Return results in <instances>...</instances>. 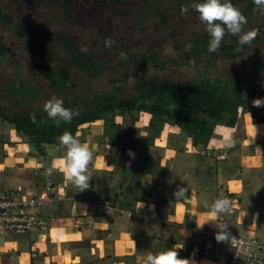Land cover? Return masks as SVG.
I'll return each mask as SVG.
<instances>
[{
  "label": "crops",
  "instance_id": "0c3cea01",
  "mask_svg": "<svg viewBox=\"0 0 264 264\" xmlns=\"http://www.w3.org/2000/svg\"><path fill=\"white\" fill-rule=\"evenodd\" d=\"M141 121L149 122L145 115ZM257 123L247 112L233 127L216 125L203 150L190 142L176 148L185 153L179 163L175 148L156 159L149 150V158L140 160L132 148L134 154L119 159L103 127L102 133L77 136L93 153L83 192L61 171L47 174L53 159L62 167L63 151L49 156V145L37 157L23 136L0 123V196L10 190L38 194L48 179L65 193L40 210L47 227L0 236V264H143L149 252L168 249L192 264H228V242H217L215 223L207 222L211 204L221 197L233 202V213L222 216L229 228L237 226L264 245V133ZM145 163L157 169L146 171ZM181 187L187 195L177 202L173 193Z\"/></svg>",
  "mask_w": 264,
  "mask_h": 264
},
{
  "label": "trees",
  "instance_id": "16d2710c",
  "mask_svg": "<svg viewBox=\"0 0 264 264\" xmlns=\"http://www.w3.org/2000/svg\"><path fill=\"white\" fill-rule=\"evenodd\" d=\"M230 2L247 18L244 31H248L247 28L254 24L255 6L252 0H230ZM189 3V0H174V6L180 9ZM244 4L245 7L242 6ZM150 9L153 11L157 6L152 4ZM158 11L162 22H166L167 17L161 10ZM13 22V15L0 12V24ZM16 26V36L35 43L42 51L43 59L35 61L34 69L39 72L48 70L47 78L55 90L65 92L70 86L76 85L73 81V73L93 79L110 70L109 63L80 50L64 32L40 29L32 23L21 21L16 23ZM263 28L264 23L255 25L252 30L260 32ZM238 40V36L226 34L219 50L209 53L207 50L209 35L205 28H202L187 41L177 43L175 49L180 53L178 58L171 56L162 60L158 54L146 55L130 51L122 66L125 69V78H129L131 72H134L137 78V94L123 96L113 91L105 92L95 97L93 102L91 100L84 108H81L75 96H62L60 98L64 101L63 106L78 110L80 115L74 117L71 124L62 122L59 127L47 117L44 108L34 107L12 112L0 101V123L12 126L40 158L47 154V146L57 145V137L65 131L75 136L82 125L100 121L103 122L104 135L109 138L110 144L116 147L119 159L129 156L126 152L128 147L137 150L136 159L139 152H144L142 158H149L150 145L154 144L155 138L164 130L165 125L178 127L177 135L186 143L190 142L193 147L204 149L214 136L215 126L218 124L233 127L238 123L240 116L247 112L251 113L255 121L263 122L264 108L253 107L252 101L257 98L263 99L261 90H264V47L259 60L246 62V66H250L249 74L243 75L240 70L235 69L227 77L211 78L204 65V62L215 64L222 58L229 61L237 60L247 47L244 45L237 52ZM189 43L192 45L191 49L185 50ZM8 52L9 48L3 41V34L0 33V59H6ZM55 59L60 65L54 67ZM168 64H183L199 69L200 73L185 83L148 77L150 65L165 68ZM113 69L117 71L118 66H114ZM25 81L19 80V86L13 87L23 96L18 102H14L17 106H21L24 99L32 103L40 97L38 90L33 87H30V92L27 93L30 96L23 94L25 86L31 84ZM14 104L12 102L11 105ZM32 113L36 114L35 123L30 119ZM118 114L122 116L123 122L116 121ZM142 114L150 117L146 125L149 132L146 135L139 134L134 129V125L141 120ZM132 136L133 141H126L127 137ZM139 165L144 167L140 161ZM146 165L147 163L145 167ZM152 168L157 169L154 165ZM152 168L147 167L146 171ZM263 261L264 258L260 263ZM239 264L247 263L239 262Z\"/></svg>",
  "mask_w": 264,
  "mask_h": 264
},
{
  "label": "rangeland",
  "instance_id": "374dc122",
  "mask_svg": "<svg viewBox=\"0 0 264 264\" xmlns=\"http://www.w3.org/2000/svg\"><path fill=\"white\" fill-rule=\"evenodd\" d=\"M189 2L186 7L190 8L192 3H198L201 0H189ZM152 4L156 5L157 9L152 11L150 9ZM158 10H161L167 17L166 22H162ZM1 11L14 16L12 24H0V33L3 34V41L9 48L6 59H0V101L6 104L12 112L34 107L44 108L45 103L52 97L60 98L73 95L81 108H84L91 100L93 102L95 97L105 92L113 91L123 96L137 94V78L134 72H131L129 78H125V69L122 66L130 51L146 55L158 54L162 60L171 56L178 58L180 53L175 49L177 43L187 41L195 32L205 28L199 21L198 14L191 8L186 15H181V9L174 6V0H166V2L165 0H119L118 2L116 0H0ZM20 21L32 23L40 29L45 28L50 31L66 33L80 50L109 63L110 70L93 79L73 73L72 77L76 85L70 86L65 92L55 90L47 78L49 71L39 72L34 69L35 61L43 59L42 51L35 43L16 36V23ZM262 23H264V15L254 11V24L247 29L250 31L255 25ZM257 33L255 40L251 45H247L237 60L229 61L222 58L215 64L204 62L210 77H227L235 69L240 70L243 75L249 74L251 70L250 66H246V62L259 60L264 47V28ZM58 65L60 63L55 59L53 66ZM114 66H118L117 71L113 69ZM199 73V69L183 64H168L165 68L150 65L148 77L185 83ZM19 80L31 83L24 85V95H27L30 92V87H33L40 93L39 99L32 103L28 99H24L21 106L15 105L14 102L23 98L13 89L14 86H19ZM261 93L264 99V90H261ZM12 102L14 105H11ZM142 115H145L146 120H149L148 115ZM262 116L263 122L259 121L257 124L260 128H257L264 133V109ZM251 117L255 122L252 115ZM250 119L249 117L248 120L250 121ZM116 121L123 122L122 116L118 114ZM102 127V121L86 123L80 127L74 137L81 136L84 139L86 133H102ZM134 129L139 134L140 132L144 134L149 132L141 120L134 125ZM177 130L179 131L178 127L169 126L164 132L163 130L160 132L157 141L159 148L150 145L151 157L159 158L161 153H165L166 156L172 155L175 153L174 148L175 151L176 148L187 149L186 142L177 135ZM106 138L108 137L106 136ZM133 138V136L127 137L126 141H133ZM189 147L193 148L191 145ZM131 150L133 149L129 148L126 152L134 154V151ZM143 153L139 152L137 159ZM184 154L183 151H176L177 163ZM135 171L137 170L135 169ZM62 192L65 194L64 191ZM232 231L243 236L255 237L240 230L237 226H234ZM227 245L229 244L227 243ZM230 251L232 252V250Z\"/></svg>",
  "mask_w": 264,
  "mask_h": 264
},
{
  "label": "clouds",
  "instance_id": "9594fccd",
  "mask_svg": "<svg viewBox=\"0 0 264 264\" xmlns=\"http://www.w3.org/2000/svg\"><path fill=\"white\" fill-rule=\"evenodd\" d=\"M254 11L264 15V0H252ZM191 10L198 14L199 21L205 26V31L209 35L208 52L215 53L219 50L221 42L226 34L238 36V47L240 51L244 45H251L258 35L256 30L244 31L247 24V18L230 2V0H201L190 5ZM189 7L182 6L181 15H186ZM192 45H186L185 50H190ZM64 101L61 98L52 97L44 105V111L47 117L53 121L55 126L59 127L61 123L71 124L74 117L79 116L78 110L65 108ZM253 107H264V99H254ZM30 119L36 122V114L32 113ZM57 145L49 149V156H54L55 152L63 151V159L60 160L62 167L57 169L56 161L47 168V174L52 175L54 171H61L65 180L73 187L83 192L89 188L90 176L89 165L93 160V153L87 144L81 143L70 132L65 131L57 137ZM176 201L179 202L187 195L186 188H178L173 193ZM205 206L209 207L205 202ZM210 216L207 222L215 223L217 229L215 239L217 242H230L231 246H236L238 239L229 232V224L221 217L233 213V202L227 197L216 199L210 206ZM205 222V223H207ZM204 223V224H205ZM203 224V225H204ZM203 225L201 227H203ZM143 264H192L188 259L179 258L177 250L168 249L158 253L149 252L144 258Z\"/></svg>",
  "mask_w": 264,
  "mask_h": 264
},
{
  "label": "built area",
  "instance_id": "2783aa9c",
  "mask_svg": "<svg viewBox=\"0 0 264 264\" xmlns=\"http://www.w3.org/2000/svg\"><path fill=\"white\" fill-rule=\"evenodd\" d=\"M61 189L62 186L59 183L48 179L38 194L10 190L1 195L0 236L27 233L47 227L48 222L39 212L44 208L52 207L56 201L65 197ZM230 234L235 236L238 242L234 247L228 242L232 250L228 264H239V262L258 264L263 260L264 245L257 238L233 232Z\"/></svg>",
  "mask_w": 264,
  "mask_h": 264
}]
</instances>
